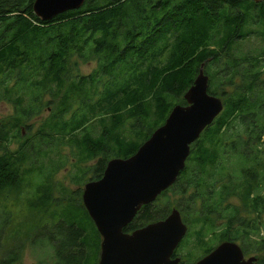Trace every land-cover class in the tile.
Returning <instances> with one entry per match:
<instances>
[{"label":"trees","instance_id":"trees-1","mask_svg":"<svg viewBox=\"0 0 264 264\" xmlns=\"http://www.w3.org/2000/svg\"><path fill=\"white\" fill-rule=\"evenodd\" d=\"M33 2L0 0V101L14 107L0 141L11 133L20 138V127L30 132L32 120L48 111L37 138L30 135L14 154L0 156V196L24 183L34 164L49 181L44 163L60 146L75 151L77 164L95 161L90 181L100 179L109 160L135 154L175 105H186L183 95L203 65L208 94L221 99L223 110L191 145L175 184L123 231L176 209L190 232L180 253L197 250V261L242 238L245 251L261 246L264 264V221L263 235L250 221L264 214V71L256 62L264 57V7L253 0H86L43 22ZM73 57L95 61L96 69L73 75ZM49 187L36 192L34 215L52 203ZM231 197L249 217L239 218L238 208L226 204ZM49 216L57 222L47 235L52 264H97L100 236L80 199ZM217 220L229 233L218 232Z\"/></svg>","mask_w":264,"mask_h":264},{"label":"water","instance_id":"water-1","mask_svg":"<svg viewBox=\"0 0 264 264\" xmlns=\"http://www.w3.org/2000/svg\"><path fill=\"white\" fill-rule=\"evenodd\" d=\"M86 0H34L32 11L40 21L81 8ZM259 2L260 0H253ZM185 106L175 105L164 124L141 144L135 154L106 163L100 179L87 182L81 202L100 236L97 264H179L172 255L187 233L180 213L172 209L161 221L131 233L123 229L138 211L171 188L190 155L191 145L223 110L220 98L208 94V77L200 66L183 95ZM244 259L233 242H222L194 264H255Z\"/></svg>","mask_w":264,"mask_h":264},{"label":"rangeland","instance_id":"rangeland-1","mask_svg":"<svg viewBox=\"0 0 264 264\" xmlns=\"http://www.w3.org/2000/svg\"><path fill=\"white\" fill-rule=\"evenodd\" d=\"M257 26L259 27V24ZM70 66L73 75L85 76L96 69V62L90 61L88 63H82L79 59L73 57L70 61ZM226 90L229 91V88ZM47 111L48 110H44L41 113V117L37 116L32 120V128L30 129V132H27L28 129L22 128L20 138L18 136L12 137L13 133H11L8 137V141H0V156L5 152L14 154L19 149L21 142L30 135H35L34 137L37 138L38 136H36V134L39 123L47 116ZM13 113L14 107L12 104L6 101H0V135L7 132L11 127L10 121L13 117ZM74 152V150L67 146H60L57 148L54 155L47 157L48 162L44 163V166L47 167L48 175L52 174L49 181L46 180L47 174H39L38 169L42 166L34 164L31 168H33L35 172L25 179L23 178L24 183H21L16 189H8L4 194V199L0 196V199L2 200V203L0 204V223L3 224L2 219H7L5 225L6 232L2 241L3 249L0 251V259L6 255L7 251L14 250L15 245H17L19 248H17L16 264L53 263L52 247L50 242L48 243L47 235L52 232L50 231L52 224L57 222L53 219L51 220L49 214L57 211V209L64 205L66 201L68 202L70 200L72 203H75L79 199L81 201L83 187L90 181L93 175L90 168L95 164V161L77 164L75 157L73 156ZM33 157L35 156L33 155ZM57 163L58 168L56 171H53V168L57 166ZM233 163L234 165H239L240 162L233 161ZM28 166L25 168H28ZM27 180H31V184L25 182ZM49 185V189H51L50 195L52 203L48 206V210L45 213L42 212L34 215L29 209L31 203L37 197L36 192L39 191L40 188H47ZM170 195L172 201L177 199L172 197L171 193H168V196ZM226 204L238 208L239 218L248 217V215L246 216V213L242 208V203L238 198H228ZM260 217V219L264 221V214ZM217 224L222 225L223 221L218 220ZM189 235L190 232L185 235L186 237L184 236L185 239L183 238L181 240L177 248V253L180 254L179 258H181L183 263L194 264L196 259L201 257V253L193 249L186 250L184 254L180 253V250L185 248V243ZM238 243L240 244V242ZM252 255L254 256V254H251V256ZM255 255L260 256L261 254ZM246 257H248V255Z\"/></svg>","mask_w":264,"mask_h":264},{"label":"flooded vegetation","instance_id":"flooded-vegetation-1","mask_svg":"<svg viewBox=\"0 0 264 264\" xmlns=\"http://www.w3.org/2000/svg\"><path fill=\"white\" fill-rule=\"evenodd\" d=\"M257 4L258 5H261V6H263L264 7V0H260L259 2H257ZM263 21H264V19H263ZM261 25H263V22L261 23L260 22V25L259 26H261ZM264 26V25H263ZM262 27V26H261ZM262 48H264V46H262ZM257 65H262L263 67H262V71H264V57H261V58H259L257 61ZM262 75H264V72H263V74ZM264 77V76H263ZM21 128V134H22V128L23 127H20ZM262 215V214H261ZM261 215H257V214H255V216L254 215H250V221H252L257 227H259V234L260 235H263V232H262V229H261V223L263 222V220H261L260 218V216ZM249 217V216H248ZM1 220V219H0ZM218 221V220H217ZM2 222H3V224H1L0 223V225H1V228H0V232H1V234H0V237H1V242L3 241V237H4V234H5V232H6V227H5V225H6V222H7V219H2ZM225 223V222H224ZM216 226H217V230H218V232H222V231H227L228 233H229V230H227L226 228H224V229H221V227H222V225L221 224H217V222H216ZM252 236H251V238L253 239V238H256L255 236V234H251ZM242 241H243V239L242 238H238L237 239V243L236 242H233V243H235V244H237L239 247H240V249L242 250V253H243V257H244V259L245 260H247L248 258H255L256 259V262H255V264H260V259H261V257L263 256V251L262 250H260L261 249V246H259V247H257V245L255 244L254 245V247H255V249L253 250V251H245L244 249H243V245H242ZM256 241V240H255ZM225 242H231V241H225ZM238 242H240V244L238 243ZM257 247V248H256ZM17 248H19L17 245H15V249L14 250H10L9 252H10V256H9V259H7V257L5 256V257H3L2 259H3V263L2 264H16L17 263V251H18V249ZM258 248H260V249H258ZM251 254H254V256L252 255L251 256ZM255 254H261L260 256H256ZM248 255V257H246ZM246 257V258H245ZM175 258H179V256H178V254H176L175 253V251H174V253H173V255H172V259H175ZM2 259H0V264H1V260ZM180 260H181V258H180Z\"/></svg>","mask_w":264,"mask_h":264}]
</instances>
